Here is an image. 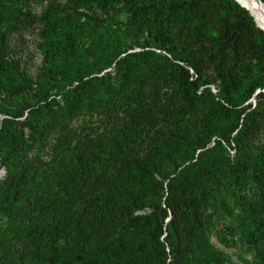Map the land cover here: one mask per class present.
Returning <instances> with one entry per match:
<instances>
[{"label":"rangeland","instance_id":"1","mask_svg":"<svg viewBox=\"0 0 264 264\" xmlns=\"http://www.w3.org/2000/svg\"><path fill=\"white\" fill-rule=\"evenodd\" d=\"M134 1V6L126 9L120 7L121 1L109 10L99 8L97 2L78 4L80 10H88L98 18L99 22H94L70 11L51 8H60L65 3L76 5L74 0H3L5 7L11 5L30 15L33 22H26V17L18 12L3 11L0 6V29L7 45L4 53L9 57L6 60L0 56V83L9 86L24 83L32 89L30 91L46 83H64L70 88L79 82L78 71H85L84 79L110 72L108 80L116 83L120 80L116 77L115 62L123 54L109 67L103 65L116 53L119 44L121 47L132 44L129 51L150 53L141 58L148 73H142L144 83L140 85V93L153 97L158 92L161 96L149 102L144 100L145 106L136 109L117 105L110 114L104 112V101H101L96 110L78 111L65 118V135L60 131L49 134L41 152L33 148L26 152L27 158L21 155L12 160L0 159V183L8 169L15 180L20 181L25 169L32 166L45 176L31 179L34 186L39 189L42 181H46L61 195V189L69 183L57 176L63 171L55 150L59 139L69 149L81 146L87 159L102 146L107 147L102 152V156L107 157L108 147L116 145L120 135L133 132V135L128 134L131 139L127 138V162L133 163L145 161L156 150L157 144L160 145L156 139L158 133L160 137L163 135V143L175 144L177 141L172 134L180 124H185L189 131L183 135L184 146L192 149L207 141L210 131L214 133L216 128L224 126L233 139V142H223L224 156L231 161L237 158L238 149H243L247 155L264 152V101L258 103L256 98L257 92L264 91V29L255 18L228 0H193L192 3L191 0H171L172 5L184 1L187 6L168 13L162 10V0ZM259 4L264 13V6L260 1ZM226 17L245 26L248 37L235 40L230 34H223ZM165 33L168 42L159 50L153 43L154 37ZM143 41L149 46L142 47ZM174 53L179 57L173 56ZM164 74L166 80H159ZM253 86L256 89L250 94ZM135 88L134 82L124 83L121 94ZM4 97L5 93L0 92V98ZM168 98L173 102L166 111L160 112L159 105ZM56 100L59 105L64 104L62 94L57 95ZM247 105L250 108L243 111ZM144 111H158L155 114L160 115L156 121L139 127L136 117ZM243 124V133L238 136L237 131ZM216 137V134L210 137L211 145ZM37 154L41 160H35ZM96 173L115 176L113 162L106 170L100 168ZM249 173L250 180L227 181L223 204L217 213H212L214 225L209 241L221 253L224 264H264V166L261 171L252 169ZM92 180L86 178L82 183L84 191ZM109 188L107 185L103 192ZM91 194V191L84 193ZM166 194L164 186L161 195L164 198ZM83 204L84 201H79L73 209L61 206L53 215L39 214L40 200L31 195L17 197L10 207L0 205V264H48L35 254L25 238L30 226L40 222L45 228H65L68 213L81 211ZM145 212L146 209H136L134 215ZM183 222H178L181 229ZM47 234L45 230L43 236ZM165 235L166 232L160 239ZM95 243L89 240L85 245L91 247ZM170 259L169 255L166 262Z\"/></svg>","mask_w":264,"mask_h":264},{"label":"trees","instance_id":"2","mask_svg":"<svg viewBox=\"0 0 264 264\" xmlns=\"http://www.w3.org/2000/svg\"><path fill=\"white\" fill-rule=\"evenodd\" d=\"M121 1L120 7L124 9L129 5L134 6L135 2L74 0L76 5L65 3L60 8H51L55 11H70L86 20L99 22L88 10H80L77 5L97 2L96 6L109 10ZM228 1L245 9L235 0ZM0 6L4 8L3 11L10 14L18 12L26 17V22H33L30 15L11 5L5 7L7 5H4L3 0H0ZM185 6L184 1L172 5L171 0H162L161 4L162 10L167 13L182 10ZM225 20L223 34H230L235 40L248 37L245 26L231 21L229 17ZM154 39L156 48L161 50L169 37L165 33ZM146 40L147 37L144 38ZM144 41L140 45L149 46ZM118 46L116 53L103 65L104 68L109 67L118 55L123 54L115 62L116 77L120 80L116 83L108 80L110 72L101 77L84 79L85 71H78L76 79L79 82L70 88H66L64 83H46V86L40 85L30 91L32 89L25 87L24 83H12L13 86L0 83V92L5 93V97L0 98V115H5L0 116V159L12 160L21 155L27 158L26 152L33 148L41 152L49 134L60 131L65 135V118L78 111L96 110L101 101H104V112L110 114L111 109L117 105L136 109L145 106L144 100L149 102L160 97L161 93L158 92L153 97L140 93V85L144 83L142 73H148L141 58L150 53L129 51L132 44ZM6 49L3 31L0 29V56L9 60L4 53ZM173 56L179 57L177 53ZM106 80L108 83H103ZM159 80L165 81V74ZM131 82L136 83V88L121 94L124 83ZM255 89L256 86L251 87L250 94ZM60 94L64 100L62 106L56 100ZM256 98L258 103H262L264 91L257 92ZM172 102L173 99L168 98L160 104V112L166 111ZM248 108L250 105L244 107L243 111ZM155 113L144 111L140 117H136V124L140 127L156 121L160 114ZM243 127L245 124L237 131L238 136L243 133ZM186 132L189 131L185 124L177 126L172 137L178 143L171 145L163 143V135L160 137L161 133H158L156 139L160 145L157 144L156 150L145 161L133 163L127 162V138L131 139L129 135H133V132L120 135L116 145L108 147L107 157L102 156V152L107 150L106 146H102L87 159L81 146L75 145L69 149L59 139L55 150L57 162L63 166V171L57 176L67 179L69 183L61 189V195L55 193L46 181H42L39 189L34 186L31 179L45 177L37 167L26 168L20 181L15 180L8 169L5 179L0 183V205L10 207L17 197L31 195L35 200H40L39 214L53 215L61 206L73 209L79 201H84L81 211L68 213L65 228H45L40 222L30 226L29 235L25 238H28L35 254L48 264H224L221 253L209 241L214 225L212 213H217L223 204L224 190L227 189L229 179L232 182L246 181L250 180V170L261 171L264 152L247 155L243 149H238L237 158L231 161L224 156L223 142H233L226 127L219 126L214 133L210 131L205 139L207 141L195 145L193 149L184 146L183 135ZM213 134L217 137L211 145L209 139ZM195 151L198 152L194 157ZM41 159L37 154L35 160ZM111 162L116 171L115 176L96 173L100 168L106 170ZM86 178L93 180L84 191L82 183ZM107 185L110 188L103 192ZM164 186L167 194L163 198L161 192ZM88 191L92 192V196L84 195ZM136 209H146V212L134 215ZM179 221H184L183 229L178 226ZM111 222L113 225L110 226ZM45 230H48V234L43 236ZM164 232L166 235L160 239ZM89 240H95L96 243L91 247L86 246ZM169 255L171 259L167 263Z\"/></svg>","mask_w":264,"mask_h":264},{"label":"bare ground","instance_id":"3","mask_svg":"<svg viewBox=\"0 0 264 264\" xmlns=\"http://www.w3.org/2000/svg\"><path fill=\"white\" fill-rule=\"evenodd\" d=\"M239 3L244 4L250 13L255 17L259 26L264 28V13L258 0H237ZM261 3V1H260ZM263 5V4H262ZM264 6V5H263Z\"/></svg>","mask_w":264,"mask_h":264},{"label":"water","instance_id":"4","mask_svg":"<svg viewBox=\"0 0 264 264\" xmlns=\"http://www.w3.org/2000/svg\"><path fill=\"white\" fill-rule=\"evenodd\" d=\"M237 3H239L237 0H235ZM261 1V3L264 5V3H263V1L262 0H260ZM242 7H244L246 10H248L247 9V7L246 6H244V4H242V3H239ZM251 14V13H250ZM252 15V14H251ZM253 16V15H252ZM254 17V16H253ZM255 18V17H254ZM256 20V19H255ZM256 22H257V20H256ZM261 27V26H260ZM262 29H264L263 27H261ZM168 219H169V217H168Z\"/></svg>","mask_w":264,"mask_h":264}]
</instances>
